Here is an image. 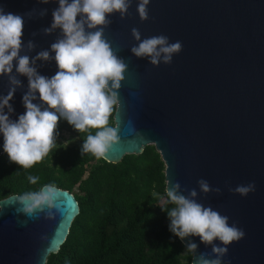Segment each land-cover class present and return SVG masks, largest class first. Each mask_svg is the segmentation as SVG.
Returning a JSON list of instances; mask_svg holds the SVG:
<instances>
[{
	"label": "water",
	"instance_id": "water-1",
	"mask_svg": "<svg viewBox=\"0 0 264 264\" xmlns=\"http://www.w3.org/2000/svg\"><path fill=\"white\" fill-rule=\"evenodd\" d=\"M137 4L133 0L125 19L119 13L109 16L112 23L105 29V38L128 71L115 115L120 139L104 159L118 164L155 145L166 167V192L170 181L179 182L182 191L195 188L199 203L245 231L244 239L229 246L224 264H264V0H151L147 21L140 19ZM0 6L24 16L23 40L37 45L30 56L50 49L59 36L58 31H41L50 26L57 3L0 0ZM43 8L48 14L41 18ZM32 10L29 19L25 14ZM132 28L139 29L142 39L162 34L170 43L180 41L183 50L171 64L153 66L131 53L138 44ZM33 32L38 34L33 37ZM38 65H43L38 71L44 76L58 70L54 60ZM18 78L23 88L10 101L13 120L26 112L28 79ZM8 90L5 75L0 77V95ZM3 143L0 133V156L5 153ZM200 179L222 193L205 196ZM253 182L255 191L247 197L229 191ZM58 189L60 209L51 215L47 209L25 214L19 204L22 195L0 200V264H46L49 255L61 249L80 208L72 192ZM188 239L199 245L193 264L200 253L212 252L199 237L186 238L184 244Z\"/></svg>",
	"mask_w": 264,
	"mask_h": 264
},
{
	"label": "clouds",
	"instance_id": "clouds-1",
	"mask_svg": "<svg viewBox=\"0 0 264 264\" xmlns=\"http://www.w3.org/2000/svg\"><path fill=\"white\" fill-rule=\"evenodd\" d=\"M41 4L57 3L52 10L50 26L42 28L45 35L59 32L50 49L41 50L35 56L37 45L30 39L23 40L25 18L22 15L5 12L0 6V77L7 75L9 90L0 95V133L3 134V149L10 160L24 169L33 167L46 157L56 142V130L62 117L79 132L96 129L84 140L81 153H91L97 159L107 158L120 139L118 128L109 126V119L118 105L125 81L128 64L119 57L117 50L105 38V29L112 21L109 16L119 13L121 19L129 15L133 0H38ZM151 0H138L137 12L142 21L149 19L148 6ZM35 10L25 15L33 17ZM48 14V9L39 10V17ZM132 36L138 44L131 47V53L158 67L161 63L171 64L173 56L183 50L180 41L170 43L165 35L143 38L137 28ZM38 33L33 32L35 37ZM23 53V54H22ZM55 54L54 56L52 54ZM55 61L56 73L41 75L39 61ZM15 70V71H14ZM19 76L28 79L27 92L23 95L26 108L18 120L10 115L15 111L10 101L18 88H23ZM38 94V95H37ZM39 103H34V101ZM7 108V113L5 112ZM32 184L37 176L28 177ZM200 192L207 196L213 189L205 179L198 180ZM255 183L238 185L229 191L247 197L254 192ZM188 191V195L183 192ZM59 189L45 185L39 191L19 198L22 211L32 216L37 210L59 211L57 203ZM169 202L174 205L166 211L170 220L169 229L181 241L199 237L205 246H211V253H200L195 264H224L229 246L245 238V231L235 224L229 225V217L221 215L211 206L205 207L197 201L195 188L184 189L176 182L167 188ZM219 241V244L216 243ZM186 251L197 253L199 245L188 239Z\"/></svg>",
	"mask_w": 264,
	"mask_h": 264
},
{
	"label": "trees",
	"instance_id": "trees-1",
	"mask_svg": "<svg viewBox=\"0 0 264 264\" xmlns=\"http://www.w3.org/2000/svg\"><path fill=\"white\" fill-rule=\"evenodd\" d=\"M118 105L109 119L115 127ZM75 143L63 142V132ZM79 132L60 118L56 142L44 159L29 169L0 156V200L25 196L45 185L68 190L80 214L65 243L46 264H193V252L169 229L168 210L174 207L166 192L165 163L155 145L141 155H127L121 163L82 155L89 133ZM38 177L32 184L28 177Z\"/></svg>",
	"mask_w": 264,
	"mask_h": 264
},
{
	"label": "rangeland",
	"instance_id": "rangeland-1",
	"mask_svg": "<svg viewBox=\"0 0 264 264\" xmlns=\"http://www.w3.org/2000/svg\"><path fill=\"white\" fill-rule=\"evenodd\" d=\"M63 142L67 145H71L75 143V137H73L69 132L64 131L63 132Z\"/></svg>",
	"mask_w": 264,
	"mask_h": 264
}]
</instances>
